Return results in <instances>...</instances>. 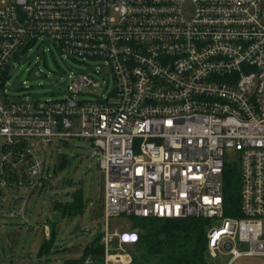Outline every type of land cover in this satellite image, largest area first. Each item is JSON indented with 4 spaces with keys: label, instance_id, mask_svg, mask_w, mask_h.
<instances>
[{
    "label": "built area",
    "instance_id": "obj_1",
    "mask_svg": "<svg viewBox=\"0 0 264 264\" xmlns=\"http://www.w3.org/2000/svg\"><path fill=\"white\" fill-rule=\"evenodd\" d=\"M45 39L102 60L113 90L83 100L98 83L74 72L61 99L7 98L10 60ZM68 138L90 139L104 173L102 264L131 261L114 251L139 240L111 230L121 216L204 219L209 257L264 264V0H0V213L25 212L43 150ZM226 154L238 216L224 210Z\"/></svg>",
    "mask_w": 264,
    "mask_h": 264
},
{
    "label": "rangeland",
    "instance_id": "obj_2",
    "mask_svg": "<svg viewBox=\"0 0 264 264\" xmlns=\"http://www.w3.org/2000/svg\"><path fill=\"white\" fill-rule=\"evenodd\" d=\"M22 54L21 58L10 60L5 73L4 88L7 98L12 101L61 99L70 82L69 75L74 72L90 75L98 83L82 90L77 97L83 100H96L113 90L112 74L105 73L104 62L100 59L64 56L48 39L33 43ZM93 151L94 146L87 138L52 141L45 147V188L37 190L29 198L23 214L8 216L0 213V264H62L68 259L81 258L83 247L103 228L104 173L98 167ZM61 154L69 159V163L55 173ZM226 162L236 165L228 154ZM78 186L86 201L83 213L74 218H60L55 224L53 246L48 253L38 255L46 239L43 225L54 218V201L64 203L70 200L69 195ZM137 219L140 218H112L110 228L117 231L128 229ZM127 247L133 246L127 245L122 249L114 246V251L131 259ZM230 259L228 254H219L216 258L208 255L207 263L228 264ZM232 264H263V259L242 255Z\"/></svg>",
    "mask_w": 264,
    "mask_h": 264
},
{
    "label": "trees",
    "instance_id": "obj_3",
    "mask_svg": "<svg viewBox=\"0 0 264 264\" xmlns=\"http://www.w3.org/2000/svg\"><path fill=\"white\" fill-rule=\"evenodd\" d=\"M58 157L59 163L55 166V173L64 169L69 163V159L65 155L61 154ZM46 184L47 180L45 179L42 181V186L37 190L44 189ZM222 192L225 215L238 216L239 171L236 165L225 167ZM69 196L70 200L64 203L58 200L54 201L52 209L54 218L52 221H47L49 224V238L42 243L38 255L48 253L53 246L55 224L60 218H74L83 213L86 201L82 189L79 186L76 187ZM207 224L206 220L196 218L137 219L132 227L138 229L139 240L137 243L132 244V248L127 247V251L131 254L129 264H208ZM87 258L91 259L90 263L87 264H102L101 232H98L83 247L81 258L78 260L68 259L62 264H86L85 260Z\"/></svg>",
    "mask_w": 264,
    "mask_h": 264
},
{
    "label": "crops",
    "instance_id": "obj_4",
    "mask_svg": "<svg viewBox=\"0 0 264 264\" xmlns=\"http://www.w3.org/2000/svg\"><path fill=\"white\" fill-rule=\"evenodd\" d=\"M46 224H48V223H46ZM47 231H49V230H47ZM43 232H44V237H45L46 239H48V238H49V233H48V236L45 235V233H47V232H46V229H44V228H43Z\"/></svg>",
    "mask_w": 264,
    "mask_h": 264
},
{
    "label": "water",
    "instance_id": "obj_5",
    "mask_svg": "<svg viewBox=\"0 0 264 264\" xmlns=\"http://www.w3.org/2000/svg\"><path fill=\"white\" fill-rule=\"evenodd\" d=\"M55 82H58V80H56ZM225 248H226L227 250H229V249H230V244L227 243V244L225 245Z\"/></svg>",
    "mask_w": 264,
    "mask_h": 264
}]
</instances>
